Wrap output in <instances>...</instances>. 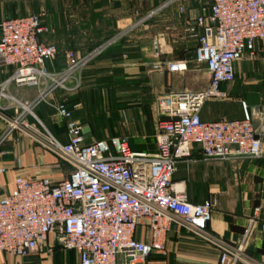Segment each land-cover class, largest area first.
I'll list each match as a JSON object with an SVG mask.
<instances>
[{
	"label": "built area",
	"instance_id": "2783aa9c",
	"mask_svg": "<svg viewBox=\"0 0 264 264\" xmlns=\"http://www.w3.org/2000/svg\"><path fill=\"white\" fill-rule=\"evenodd\" d=\"M207 2V12L186 29L196 38L195 61L205 65L207 86L155 98L154 153L132 151L126 137L86 142L83 126L72 117L67 98H55L57 93L77 92L84 70L125 33L82 55L65 50L63 68L57 71L46 65L57 59V47L40 40L48 32L43 11L0 22V66L13 68L0 84V98L11 102L13 111L12 117L2 116L6 127L0 144L13 133L23 134L68 166L66 177L60 180L38 174L18 176L10 192L0 197V252L25 258L51 237L54 248L74 251L79 264H137L151 254L165 255L167 233L182 227L217 249L219 264H255L243 249L254 226L264 237L259 208L253 209L233 247L207 230L217 198L192 203L183 182L173 180L178 165L192 161L195 148L203 161L264 159V102L249 110L241 102L237 119L201 118L205 104L230 98L221 86L232 84L235 65L244 58L252 59L258 42L264 44V0ZM156 12H149L131 28ZM162 70L183 72L186 64L151 65V71ZM10 85L35 89L36 95L29 102H20L5 93ZM40 104L49 106L63 121L65 143L35 118L33 110ZM142 224L149 228L147 243L135 239Z\"/></svg>",
	"mask_w": 264,
	"mask_h": 264
},
{
	"label": "crops",
	"instance_id": "0c3cea01",
	"mask_svg": "<svg viewBox=\"0 0 264 264\" xmlns=\"http://www.w3.org/2000/svg\"><path fill=\"white\" fill-rule=\"evenodd\" d=\"M154 10L157 12L151 18L131 28ZM207 10V0H0V22L43 11V24L48 32L40 40L57 47V59L46 64L50 70L57 71L63 68L65 50L82 55L125 33L84 70L81 88L77 92L57 93L55 98H67L72 117L83 126L86 142L126 137L132 151L154 153L152 106L155 98L165 93L197 91L207 86L206 68L195 70L201 65L195 61L196 38L186 31L187 26ZM170 61L184 62L186 70L151 71V65ZM12 71L11 67L0 66V84ZM231 85L224 84L221 89H226L230 95ZM5 93L20 102H29L35 97L36 90L10 85ZM208 103L201 110L202 120L222 118L221 114L217 116L216 110L211 112L207 108ZM10 104L7 98H0V134L6 127L2 116H13ZM33 114L60 142H66L65 125L49 106L40 104ZM28 121L35 122V119L28 117ZM192 154L193 159L187 166L178 165L179 180H173L183 182L192 203L218 197L207 230L234 247L254 208H259V219L264 220V209L253 206L263 198L264 192L260 190L258 194L255 182L245 183L235 175L219 178L224 161H203L197 148ZM0 170L1 197L10 192L18 176L38 174L60 180L66 177L68 166L26 135L13 133L0 144ZM135 239L144 243L150 241L147 225L138 226ZM246 247L247 257L255 264H264V237L257 225ZM165 249V255L151 254L137 264H219V251L182 227H173L167 233ZM0 264H79V258L74 251L54 248L51 237H48L38 252L25 258L0 252Z\"/></svg>",
	"mask_w": 264,
	"mask_h": 264
},
{
	"label": "rangeland",
	"instance_id": "374dc122",
	"mask_svg": "<svg viewBox=\"0 0 264 264\" xmlns=\"http://www.w3.org/2000/svg\"><path fill=\"white\" fill-rule=\"evenodd\" d=\"M196 67L195 70H200L201 68L205 67V65L201 64ZM231 87L230 98L227 101L214 103L210 102L207 105V108L210 109L211 112L212 110H216L218 113L217 116L221 114L222 116L220 117H225L227 119H237L241 115V102H245L248 110L259 107L263 103L264 44L262 42L257 43V52L252 59L244 58L237 64L236 78ZM202 89H204V87L201 88V90ZM197 91H200V89ZM44 150L60 160L54 153L47 149ZM222 163L224 164V168L219 170V178L227 177L228 175H235L236 177L241 178V180L245 183L248 181L255 182L257 185L258 194H260V190H263L264 192V159L248 157L224 161ZM178 171L179 170L175 172L173 178L174 180H179V176L177 175ZM223 184H218L217 186H222ZM212 195L214 196L215 194H211V196ZM262 199H259L258 202H255L253 206H261L264 209V193ZM243 254L248 255L246 246L243 249Z\"/></svg>",
	"mask_w": 264,
	"mask_h": 264
}]
</instances>
